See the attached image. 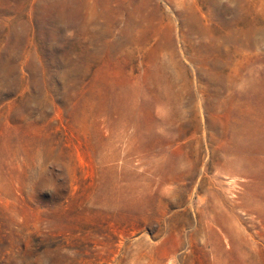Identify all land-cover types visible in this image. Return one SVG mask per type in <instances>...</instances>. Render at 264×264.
Segmentation results:
<instances>
[{
	"label": "rangeland",
	"instance_id": "1",
	"mask_svg": "<svg viewBox=\"0 0 264 264\" xmlns=\"http://www.w3.org/2000/svg\"><path fill=\"white\" fill-rule=\"evenodd\" d=\"M0 264H264V0H0Z\"/></svg>",
	"mask_w": 264,
	"mask_h": 264
}]
</instances>
